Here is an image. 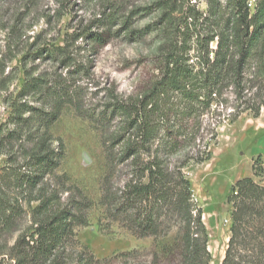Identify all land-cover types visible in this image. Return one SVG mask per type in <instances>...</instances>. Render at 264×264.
<instances>
[{
	"label": "trees",
	"instance_id": "trees-1",
	"mask_svg": "<svg viewBox=\"0 0 264 264\" xmlns=\"http://www.w3.org/2000/svg\"><path fill=\"white\" fill-rule=\"evenodd\" d=\"M192 1L156 0L154 21L145 28H131V11L115 32L119 22L109 15L98 20L104 32L84 29L74 38L86 35L94 54L121 34L129 43L151 39L157 44L148 57L154 74L144 85L125 98L111 94L106 111L89 116L105 133L99 203L106 228L149 238L150 248L99 260L77 240L76 230L88 226L92 205L76 191L70 195L69 179L56 175L64 145L52 126L65 107H77L71 80L88 65L69 61L66 43L55 55L64 69L78 70L52 79L28 74L6 102L10 114L0 125L5 158L0 264H210L203 211L184 169L210 160L221 121L233 122L242 113L258 118L264 110V0H204V13ZM119 167L126 170L125 180L116 186ZM252 172L227 196L230 237L220 264H264L260 156Z\"/></svg>",
	"mask_w": 264,
	"mask_h": 264
},
{
	"label": "rangeland",
	"instance_id": "rangeland-1",
	"mask_svg": "<svg viewBox=\"0 0 264 264\" xmlns=\"http://www.w3.org/2000/svg\"><path fill=\"white\" fill-rule=\"evenodd\" d=\"M154 2L156 0H0V125L6 123L10 114L7 100L17 95L28 74L52 79L64 77L68 70H78L74 66L64 69L61 57L58 59L55 55L58 54L56 48L67 43L69 61H74L75 66L88 65L86 72H80L71 80L77 107L68 105L63 109L52 126V134L64 145V158L56 175L69 179L70 195L77 196L73 194L76 191L92 205L87 211L88 226L76 230L77 240L99 260L122 252H142L149 249L152 242L149 238L137 239L116 226L106 228L108 221L99 203L102 176L106 171L102 145L105 133L89 116L105 112L111 94L125 98L144 85L154 74L148 57L157 44L151 39L129 43L121 34L94 54L86 35L76 41L74 38L84 29L91 34L104 32L106 28L98 20L109 15H114L119 22L112 29L115 32L131 11L135 12L131 28H145L154 21ZM192 3L205 12L204 0ZM228 112L222 109L221 114ZM113 129L110 125L109 132ZM216 133V141L209 146L210 160L184 169L203 211L210 264H220L227 248L231 206L226 199L231 187L237 180L253 176L252 164L259 156L264 168V110L258 118L242 113L233 122L223 120ZM4 162L5 158L0 156V167ZM122 169L119 167L115 174L116 186L125 180L126 170ZM66 196L67 193L63 198Z\"/></svg>",
	"mask_w": 264,
	"mask_h": 264
},
{
	"label": "bare ground",
	"instance_id": "bare-ground-1",
	"mask_svg": "<svg viewBox=\"0 0 264 264\" xmlns=\"http://www.w3.org/2000/svg\"><path fill=\"white\" fill-rule=\"evenodd\" d=\"M208 249H209V246H208Z\"/></svg>",
	"mask_w": 264,
	"mask_h": 264
}]
</instances>
